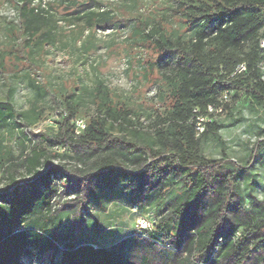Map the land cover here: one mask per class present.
Listing matches in <instances>:
<instances>
[{
  "label": "rangeland",
  "instance_id": "1",
  "mask_svg": "<svg viewBox=\"0 0 264 264\" xmlns=\"http://www.w3.org/2000/svg\"><path fill=\"white\" fill-rule=\"evenodd\" d=\"M18 1L0 0V49L6 55L0 69V189L11 175L30 178L24 161L39 148L75 178L73 184L57 181L51 212L36 207L25 226L74 235L76 244L117 246L127 258L143 253L152 264H237L247 250L243 264L263 260L264 242H257L264 239V104L227 97L211 122L220 128L196 135L199 152L226 159L228 171L227 179L215 176L186 216L174 213L185 188L173 174L172 159L164 154L152 161L141 148L163 151L157 130L168 116V96L179 75L172 56L178 41L185 43L199 29L188 30L182 0H46L45 16H30L37 32L24 48ZM39 30L46 35L28 56ZM165 37L168 57L157 43ZM156 59L161 67L150 65ZM260 66L264 79V60ZM98 90L111 97L113 107L128 111L109 116L108 132L135 145L88 153L51 142L65 110L62 95L73 93L77 119L86 122L98 112ZM109 156L115 163L105 168ZM224 218L230 223L224 238L207 259L200 257L195 244L201 232ZM163 223L168 227L160 230ZM22 262L59 264L60 252L35 249Z\"/></svg>",
  "mask_w": 264,
  "mask_h": 264
},
{
  "label": "trees",
  "instance_id": "2",
  "mask_svg": "<svg viewBox=\"0 0 264 264\" xmlns=\"http://www.w3.org/2000/svg\"><path fill=\"white\" fill-rule=\"evenodd\" d=\"M21 2L20 32L23 37L20 40L24 48L32 42L33 34L37 32L36 27H30V16L43 17L47 10L35 5L34 1ZM181 7L184 8L188 30L195 25H199V29L192 39L185 43L178 41L177 55L172 56L176 59L179 75L174 78L168 96V116L161 121L163 126L157 130L163 151L146 144L141 148L152 161L164 157V154L172 159L173 174L182 178L185 188L183 200L174 206V213L186 216L198 197L210 187L215 176L223 175L226 178L224 172L228 171L226 159H209L199 152L196 135L207 136L220 128L211 122L215 114L227 106L224 100L227 97L238 98L241 95L264 104V79L260 66L264 60V49L261 47V40L264 39V0H182ZM109 13L106 11L102 14ZM30 28L33 32L28 31ZM45 35L46 31L39 30L28 56L33 55V46L38 45ZM157 43L165 51V57L170 56V40L165 37ZM5 60L4 50L0 49L1 70L5 67ZM160 64L161 60L158 59L150 63L152 67ZM241 64L245 65V70L238 71ZM98 91V112L88 118L86 127L79 133H76L75 124L78 112L70 100L73 93L62 95L61 102L67 115L57 122L58 129L50 138L51 142L65 149L88 153L103 148L122 149L125 145H135L108 132L106 121L109 116L123 114L124 117L128 111L113 107L111 97ZM210 107H213V111H210ZM11 111L14 112L13 107ZM198 123L204 125L205 131L197 130ZM258 151L259 144L253 148L251 159ZM112 156L104 159L103 167L113 166L115 158ZM141 159L140 156L135 158L136 161ZM24 167L29 179L24 175L20 179L11 175L0 189V264H23L22 259L33 255L35 249L42 253L52 250L60 252L59 264H152L148 255L143 253L139 257L127 258L117 246L108 248L91 242L76 244L74 235L60 236L56 231L25 226L36 207L51 212L53 200L59 192L57 181L73 184L75 178L65 173L62 167L53 165L47 151L41 148L34 149L31 156L26 157ZM230 185L234 187L233 183ZM165 226L168 227V224L163 223L158 228L162 230ZM229 226L230 223L224 218L221 223H215L201 232L195 244L200 257L207 259L211 255L218 239L224 238ZM263 242L264 239L259 240L257 246ZM247 253L250 250L237 264L244 263ZM255 260V264H264V258Z\"/></svg>",
  "mask_w": 264,
  "mask_h": 264
},
{
  "label": "built area",
  "instance_id": "3",
  "mask_svg": "<svg viewBox=\"0 0 264 264\" xmlns=\"http://www.w3.org/2000/svg\"><path fill=\"white\" fill-rule=\"evenodd\" d=\"M35 2H37L35 4ZM34 2L35 5H40V8L41 9H46V5H47V1L46 0H36ZM18 4H22L21 1H18ZM261 45L264 46V41H261ZM245 70V65L244 64H241L238 68V71H243ZM210 111H213V107H210ZM61 116H66L67 115V112L66 110H63V111H60ZM75 124H76V133H79L80 131H82L85 127H86V122L83 120V119H76L75 120ZM197 130H199L200 132H202L204 130V125L202 126L201 123H198L197 126H196Z\"/></svg>",
  "mask_w": 264,
  "mask_h": 264
}]
</instances>
